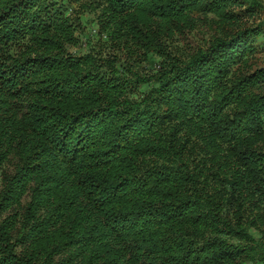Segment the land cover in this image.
<instances>
[{
  "label": "trees",
  "instance_id": "obj_1",
  "mask_svg": "<svg viewBox=\"0 0 264 264\" xmlns=\"http://www.w3.org/2000/svg\"><path fill=\"white\" fill-rule=\"evenodd\" d=\"M262 9L0 0V264H264Z\"/></svg>",
  "mask_w": 264,
  "mask_h": 264
},
{
  "label": "rangeland",
  "instance_id": "obj_2",
  "mask_svg": "<svg viewBox=\"0 0 264 264\" xmlns=\"http://www.w3.org/2000/svg\"><path fill=\"white\" fill-rule=\"evenodd\" d=\"M263 4L264 7V0H260ZM72 7L74 9L73 15L76 16V12L80 11V5L78 2H73ZM80 16V26L79 30L77 31V35L79 36L80 39V46L72 48L71 51H79L80 49H86L89 48L90 44L94 45H101L103 46V52L107 53L108 50L110 49V45L106 42H100V37L98 36V30L96 26V15L93 12H90L88 10L86 11H80L79 13ZM261 20L264 19V9H262L261 13ZM259 18V19H260ZM256 22H259L260 20H254ZM209 33L206 32L205 29L198 28L191 33L188 34L187 36V41H189L193 45H197L202 43L205 39L209 37ZM261 40V39H259ZM184 42V41H183ZM263 42V41H262ZM261 42V46L264 45V43ZM178 43L181 45L182 41H178ZM111 50V49H110ZM262 59L264 61V53L262 54ZM149 87L148 86H142L140 89V92L147 90Z\"/></svg>",
  "mask_w": 264,
  "mask_h": 264
}]
</instances>
